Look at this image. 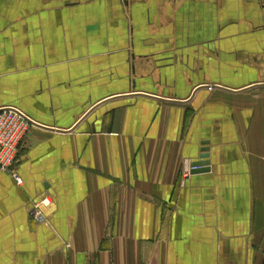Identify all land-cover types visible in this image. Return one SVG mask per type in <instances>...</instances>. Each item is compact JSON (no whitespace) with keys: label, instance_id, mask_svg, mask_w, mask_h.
<instances>
[{"label":"crops","instance_id":"obj_1","mask_svg":"<svg viewBox=\"0 0 264 264\" xmlns=\"http://www.w3.org/2000/svg\"><path fill=\"white\" fill-rule=\"evenodd\" d=\"M6 106L0 264H264V0H0Z\"/></svg>","mask_w":264,"mask_h":264},{"label":"built area","instance_id":"obj_2","mask_svg":"<svg viewBox=\"0 0 264 264\" xmlns=\"http://www.w3.org/2000/svg\"><path fill=\"white\" fill-rule=\"evenodd\" d=\"M37 124L15 106L0 108V169L10 172L18 183L22 182V178L18 175L16 167L29 134ZM188 172H191L190 166ZM41 203L47 205L50 200L44 198Z\"/></svg>","mask_w":264,"mask_h":264},{"label":"water","instance_id":"obj_3","mask_svg":"<svg viewBox=\"0 0 264 264\" xmlns=\"http://www.w3.org/2000/svg\"><path fill=\"white\" fill-rule=\"evenodd\" d=\"M38 126H41L40 124H37ZM211 162H210V146L209 141H203L202 147H201V153L199 155V160H194L190 162L189 166L191 167V173H202V172H208L211 168Z\"/></svg>","mask_w":264,"mask_h":264},{"label":"rangeland","instance_id":"obj_4","mask_svg":"<svg viewBox=\"0 0 264 264\" xmlns=\"http://www.w3.org/2000/svg\"><path fill=\"white\" fill-rule=\"evenodd\" d=\"M37 123V122H36Z\"/></svg>","mask_w":264,"mask_h":264}]
</instances>
